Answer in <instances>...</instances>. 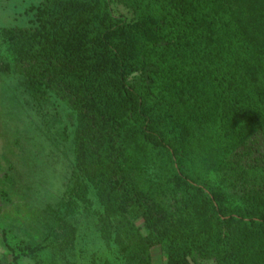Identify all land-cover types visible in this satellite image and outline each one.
<instances>
[{
	"label": "trees",
	"instance_id": "1",
	"mask_svg": "<svg viewBox=\"0 0 264 264\" xmlns=\"http://www.w3.org/2000/svg\"><path fill=\"white\" fill-rule=\"evenodd\" d=\"M117 1L134 20L110 0H41L30 25L0 29V68L21 74L31 96L67 103L78 165L139 252L159 246L166 264H264L256 33L235 0ZM204 125L228 149L222 182L238 205L196 174L191 148ZM1 239L0 264H60L49 238Z\"/></svg>",
	"mask_w": 264,
	"mask_h": 264
},
{
	"label": "rangeland",
	"instance_id": "2",
	"mask_svg": "<svg viewBox=\"0 0 264 264\" xmlns=\"http://www.w3.org/2000/svg\"><path fill=\"white\" fill-rule=\"evenodd\" d=\"M110 1L114 13L135 19L132 10ZM40 2L0 0V29L30 25ZM233 8L264 48V0H235ZM4 49L0 37V52ZM253 83L258 95L264 96V74ZM74 127L64 100L52 92L33 97L21 74L0 68V256L3 230L9 243L21 239L33 244L49 238L52 246L46 252L53 250L60 264H166L159 246L139 252L131 245L135 239L125 236V223L105 216L96 182L88 180L78 165ZM191 152L199 179L224 189L228 149L210 137L205 125ZM225 191L232 206L240 203L236 192ZM141 224L135 220L134 228L144 234Z\"/></svg>",
	"mask_w": 264,
	"mask_h": 264
}]
</instances>
